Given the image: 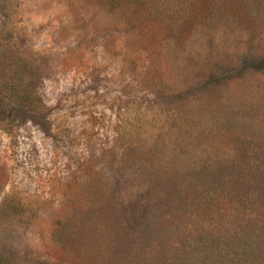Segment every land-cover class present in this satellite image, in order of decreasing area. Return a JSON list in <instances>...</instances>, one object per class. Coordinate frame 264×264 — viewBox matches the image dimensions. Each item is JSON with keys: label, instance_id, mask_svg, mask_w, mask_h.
<instances>
[{"label": "rangeland", "instance_id": "1", "mask_svg": "<svg viewBox=\"0 0 264 264\" xmlns=\"http://www.w3.org/2000/svg\"><path fill=\"white\" fill-rule=\"evenodd\" d=\"M263 59L264 0L181 28L0 0V264H69L50 239L82 217L86 237L88 219L113 235L84 264H134L144 234L186 204L196 217L216 196L228 217L246 174L264 206V72L250 70Z\"/></svg>", "mask_w": 264, "mask_h": 264}, {"label": "trees", "instance_id": "2", "mask_svg": "<svg viewBox=\"0 0 264 264\" xmlns=\"http://www.w3.org/2000/svg\"><path fill=\"white\" fill-rule=\"evenodd\" d=\"M70 1L77 4L82 14L90 15L95 24L113 28L142 24L155 26L159 23L181 28L198 20V17L202 19L206 12L233 3V0ZM250 70L264 72V59ZM221 175L222 172L218 177ZM243 177L245 181L234 184L231 191L236 193L237 198L235 202H230L228 217L217 213L220 204L216 196L203 200L205 205L200 207L202 215L196 217L192 213L193 205L186 204L188 217L173 220L169 227L144 234L135 253L134 264H264V206L263 202L246 195L250 191L252 175ZM254 203L255 209L252 208ZM90 220H87L88 237L81 231L85 227L84 217L61 220L52 232V243L58 245L66 256L74 257L69 264H84L86 258L96 263L104 258V251L100 249L102 241L106 248L113 235L110 230L101 233L97 221ZM227 223H234L236 228L226 231L223 227ZM120 248H117L119 261L124 262L127 257L122 255L123 249ZM128 263L131 264L130 261Z\"/></svg>", "mask_w": 264, "mask_h": 264}]
</instances>
